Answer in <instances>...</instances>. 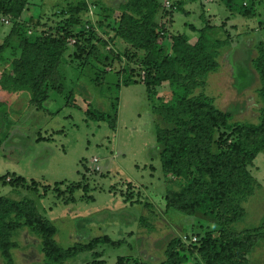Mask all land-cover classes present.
Returning <instances> with one entry per match:
<instances>
[{"label": "trees", "instance_id": "1", "mask_svg": "<svg viewBox=\"0 0 264 264\" xmlns=\"http://www.w3.org/2000/svg\"><path fill=\"white\" fill-rule=\"evenodd\" d=\"M219 1L244 18L255 17L263 2ZM31 2L0 0V25L10 26L0 46V65L5 66L0 74V87L14 94L28 92L30 107L40 110L51 88L63 91L65 78L59 68L64 63L91 70L88 74L97 80L112 72L120 79L118 88L143 84L149 100L159 102L154 113L161 123L157 141L162 175L169 187L164 194L166 211H178L218 226L215 230L175 238L167 246L165 260L158 264H185L189 260H196V264H247V256L256 245L254 234L262 233L237 235L233 226L243 219L244 202L256 185L251 169L264 152V109L258 125L231 123L230 113L220 111L214 98L200 91L206 88L208 76L218 70L221 50L229 43L210 38L215 28L209 23L202 28L191 25L193 32L198 31L197 39L186 33H168L163 23L172 22V13H190L185 0L172 2V8H164L162 0H126L120 3L117 17L100 0L94 3L80 0L77 5L70 2L66 10L28 15L26 12L35 7ZM4 18L10 23L6 24ZM261 26L262 29V22ZM258 50L252 65L264 86L263 42ZM166 85L169 95L160 97V90ZM116 113L114 105L113 116L101 114L98 118L108 120L115 129ZM8 116L6 104L0 102V124L6 127L4 131H9L6 125L14 124ZM84 168L90 172L91 168ZM86 179L82 173L80 183L64 191L56 187L58 194H69L64 203L73 199L71 194L76 188L89 189ZM21 182L24 179L15 177L13 184ZM129 187H126L128 194L122 192L127 201L134 189ZM131 203L151 207L140 193ZM22 226L41 237L42 252L49 264H64L83 253H90L95 264H107L94 261L102 256L97 249L105 244H121L105 235L64 249L54 238L55 227L38 213L33 200L8 201L0 196V252L7 264H15L12 238ZM90 261L86 264H91ZM118 262L129 264L125 257H119Z\"/></svg>", "mask_w": 264, "mask_h": 264}, {"label": "rangeland", "instance_id": "2", "mask_svg": "<svg viewBox=\"0 0 264 264\" xmlns=\"http://www.w3.org/2000/svg\"><path fill=\"white\" fill-rule=\"evenodd\" d=\"M78 1L32 0L35 7L26 13L39 15L43 11L51 14L66 10L67 3L77 5ZM89 1L94 3L98 0ZM100 1L115 11V17L120 13V3L126 2ZM166 1L162 0L164 8ZM176 1L180 0L170 2ZM185 1L190 13L174 12L170 17L172 22L162 21L168 33H186L197 39L198 31H192V24L198 28L205 27L207 23L226 27L223 18L230 17L232 12L224 3L219 0ZM262 1L256 16L247 21L245 31L247 41L252 35L255 37L250 41L255 58L259 54L260 39H264ZM213 12L218 18L208 19ZM261 22L263 28L259 31L257 28ZM223 28H215L210 38L227 41L230 45ZM9 30L10 26L0 25V46ZM226 47L219 55L218 70L208 76L206 88L200 91L214 98L220 111L230 113L231 123L258 125L264 109V86L253 65L250 66L255 73L250 74L242 66V59L249 52H241L231 59ZM240 47L246 48L245 45ZM99 49L103 48L99 46ZM4 69L5 66L0 65V74ZM59 70L65 78L63 91L51 88L49 98L40 110L30 107L28 92L14 94L0 87V102L6 104L8 119L14 123L6 125L9 131H4L6 127L0 124V196L8 201L33 200L38 213L55 227L54 238L64 249L105 235L120 241L119 245L105 244L97 249L102 256L94 261L107 264H120L119 257H125L129 264H158L165 260L167 246L175 238L218 229L207 220L185 216L174 210L166 211L164 194L169 187L162 175L157 141V128L161 123L154 113V106L159 107V102L154 104L149 100L145 86L136 84L118 88L120 79L114 73L107 72L97 80L88 74L91 70H81L68 63L62 64ZM160 91V97H168V85ZM114 105H117L115 129L111 128L108 120L98 118L101 114L113 116ZM95 158L99 163L94 165ZM84 166L93 171L85 172ZM96 167L100 172L94 171ZM82 173L86 174L89 189L76 188L71 194L73 199L64 203L63 199L69 194H58L56 187L61 191L67 190L83 181ZM251 173L256 179L254 192L244 202L245 215L233 226V231L237 235L253 231L262 233L254 234L256 245L247 256V264H264V152L254 162ZM15 177H21L24 182L14 185ZM130 183L133 186L129 187ZM126 187L134 188L129 201L123 196V193H129ZM139 193L151 203V207L131 203L137 200ZM85 196L89 200H85ZM12 241L15 264H49L42 252L41 237L28 227L17 229ZM89 261L95 264L90 253H83L64 264H86ZM195 262L189 260L185 264ZM0 264H7L1 252Z\"/></svg>", "mask_w": 264, "mask_h": 264}, {"label": "crops", "instance_id": "3", "mask_svg": "<svg viewBox=\"0 0 264 264\" xmlns=\"http://www.w3.org/2000/svg\"><path fill=\"white\" fill-rule=\"evenodd\" d=\"M188 6L189 5H187L186 7L188 8ZM262 17H264V16H262ZM213 18L214 19L218 18V16L216 15L215 12H213V14H210L208 16V19H210V20ZM208 19L206 18L205 20L209 21ZM223 19H224L223 22H226V23H224L226 25L225 28L222 27L223 24L220 27H218V25H216V24L211 25L209 23V25L213 26L216 29L223 28L224 31L227 33V35H228L227 37H228V40L230 42V45L228 47H226L225 51H226L229 58L234 59L235 57H238L241 52H244V53L249 52L242 59V64H243L242 66L249 73L250 72L255 73L252 71V68L250 66V65H252V60L255 58V55H253V49L251 47L253 44H251L250 41L254 40L255 37L252 35V37L248 39L249 41H247V39L245 38L246 36L248 37V35H246L247 32H245V31L248 28V26H246V25H247V21L250 20V18H244V17L240 16L239 14H237V13L234 14V12H232V13H230V17L223 18ZM241 19H242V21H240ZM193 26H195V25H193ZM260 27H261V25H260ZM258 29H259V31L261 30V28H257V30ZM259 39H260V37L258 38V40ZM241 40H243V42L240 43ZM263 41H264V39L261 38L260 42H263ZM234 42H237L239 44L237 45ZM240 45H245L246 48L243 47L241 49ZM252 73H251V76L254 75Z\"/></svg>", "mask_w": 264, "mask_h": 264}, {"label": "built area", "instance_id": "4", "mask_svg": "<svg viewBox=\"0 0 264 264\" xmlns=\"http://www.w3.org/2000/svg\"><path fill=\"white\" fill-rule=\"evenodd\" d=\"M171 6H172L171 2L166 1V7H167V8H172ZM3 21H4L6 24H9V23H10V20L7 19V18L3 19ZM98 161H99V159L95 158V159L93 160L92 163H94V165H95V164H98ZM96 169L99 170V168H97V167H96ZM193 241H196V238H194Z\"/></svg>", "mask_w": 264, "mask_h": 264}]
</instances>
